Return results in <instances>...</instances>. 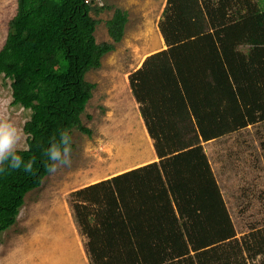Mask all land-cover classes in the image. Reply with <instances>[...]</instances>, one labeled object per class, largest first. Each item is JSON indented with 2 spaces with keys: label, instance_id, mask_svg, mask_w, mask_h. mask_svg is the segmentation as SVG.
<instances>
[{
  "label": "trees",
  "instance_id": "obj_1",
  "mask_svg": "<svg viewBox=\"0 0 264 264\" xmlns=\"http://www.w3.org/2000/svg\"><path fill=\"white\" fill-rule=\"evenodd\" d=\"M235 2L230 0V7H237ZM222 4L166 0L159 27L167 49L148 56L129 75L158 161L75 193L99 205L87 211L73 206L89 264H246L245 254L251 260L264 254V236L257 231L237 237L202 148V142L231 130L225 127L226 108L197 100L202 90L193 85L199 56L193 50L217 27L208 18ZM252 6L243 7L246 15L234 11L236 20L253 17L241 43L264 45V9L254 12ZM105 8L95 0H17L0 49V75L10 80L12 104L31 113L23 126L26 148L15 150L20 167H12L11 157L0 163V243L25 196L50 174L52 145L62 153L72 146L73 131L91 135L82 116L94 84L85 75L115 49L128 21L127 12L115 7L106 21L111 41L97 42L94 16ZM190 88L195 103L183 97ZM114 184L121 190L108 203Z\"/></svg>",
  "mask_w": 264,
  "mask_h": 264
},
{
  "label": "rangeland",
  "instance_id": "obj_2",
  "mask_svg": "<svg viewBox=\"0 0 264 264\" xmlns=\"http://www.w3.org/2000/svg\"><path fill=\"white\" fill-rule=\"evenodd\" d=\"M99 1L106 8L94 16L99 21L97 42L111 41L106 21L115 7L127 12L128 21L115 49L85 75L94 84L82 116L91 135L73 131L69 162L55 161L42 185L25 196L15 224L2 233L0 264H89L86 239L73 206L87 211L97 210L99 205L75 193L158 161L132 95L129 75L148 56L167 49L159 27L166 0ZM229 1L221 0L219 11L206 17L217 27L205 33L193 50L199 53L193 73L198 82L193 85L198 83L202 90L197 100L227 110L225 127L231 130L202 142V148L240 239L252 230L264 236V45L241 43L243 34L251 29L252 16L236 20L234 11H243L248 3L254 12L263 10L264 0H231L237 7H230ZM16 8L17 0H0V49ZM192 89V93L191 88L183 91V97L195 103L197 94ZM30 113L12 104L10 80L0 75V123L16 128L15 150L26 148L23 126ZM120 190L114 184L107 202L116 201ZM243 257L241 262L246 264L264 263V254L253 260L248 254Z\"/></svg>",
  "mask_w": 264,
  "mask_h": 264
},
{
  "label": "clouds",
  "instance_id": "obj_3",
  "mask_svg": "<svg viewBox=\"0 0 264 264\" xmlns=\"http://www.w3.org/2000/svg\"><path fill=\"white\" fill-rule=\"evenodd\" d=\"M19 137L16 135V128L10 126L9 124L0 123V163L11 157L12 167L19 168L21 164V157L15 155V149L17 146V140ZM68 140L65 135L62 138V142ZM64 158H61V150L57 144H53L49 149L50 158L54 161L59 160L62 164L68 163L67 156L70 152V148L66 145L63 149ZM55 165L52 166V170H54ZM31 169V164L29 163L26 166V170Z\"/></svg>",
  "mask_w": 264,
  "mask_h": 264
},
{
  "label": "built area",
  "instance_id": "obj_4",
  "mask_svg": "<svg viewBox=\"0 0 264 264\" xmlns=\"http://www.w3.org/2000/svg\"><path fill=\"white\" fill-rule=\"evenodd\" d=\"M97 1V3H98V5H102V3L99 1V0H96ZM100 2V3H99Z\"/></svg>",
  "mask_w": 264,
  "mask_h": 264
}]
</instances>
